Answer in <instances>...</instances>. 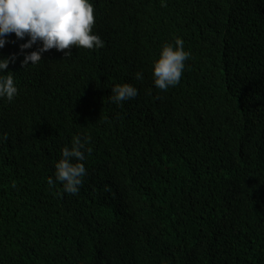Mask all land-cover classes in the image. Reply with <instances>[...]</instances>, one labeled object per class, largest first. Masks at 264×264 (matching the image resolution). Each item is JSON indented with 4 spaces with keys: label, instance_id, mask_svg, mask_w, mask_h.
<instances>
[{
    "label": "trees",
    "instance_id": "obj_1",
    "mask_svg": "<svg viewBox=\"0 0 264 264\" xmlns=\"http://www.w3.org/2000/svg\"><path fill=\"white\" fill-rule=\"evenodd\" d=\"M262 6L107 0L103 48L26 68L17 55L18 95L0 99V264H264ZM177 37L191 56L161 91L152 65ZM7 39L0 58L26 42ZM125 83L138 95L117 106ZM74 136L92 151L71 195L47 178Z\"/></svg>",
    "mask_w": 264,
    "mask_h": 264
},
{
    "label": "clouds",
    "instance_id": "obj_2",
    "mask_svg": "<svg viewBox=\"0 0 264 264\" xmlns=\"http://www.w3.org/2000/svg\"><path fill=\"white\" fill-rule=\"evenodd\" d=\"M103 1L107 0H0V49L9 43L7 38L10 35H14L16 40L26 41L19 45L18 54L0 58V99L12 102L18 95L14 77L8 74L11 71L5 73L19 54H23L20 67L26 68L39 66L43 54L52 49L68 57L72 55V48H103L104 41L93 33L95 17ZM261 11L264 14L263 6ZM34 45L37 46L35 50L25 51ZM190 56L179 37L174 44H164L159 58L152 65L154 86L161 91L177 86ZM135 78L142 80V73H135ZM137 95L136 87L127 83L117 84L111 88L110 101L119 106ZM4 139H7V134L0 136V140ZM89 142V137L74 136L71 147L62 148L61 158L54 164L53 176L47 178L50 187L59 184L62 192L78 194L87 175L84 161L85 153L92 151L86 147Z\"/></svg>",
    "mask_w": 264,
    "mask_h": 264
}]
</instances>
